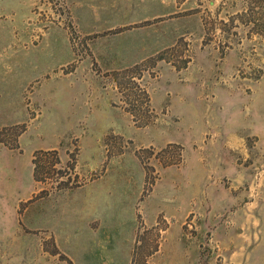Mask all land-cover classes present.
Instances as JSON below:
<instances>
[{
	"label": "rangeland",
	"instance_id": "rangeland-1",
	"mask_svg": "<svg viewBox=\"0 0 264 264\" xmlns=\"http://www.w3.org/2000/svg\"><path fill=\"white\" fill-rule=\"evenodd\" d=\"M0 264H264V0H0Z\"/></svg>",
	"mask_w": 264,
	"mask_h": 264
}]
</instances>
